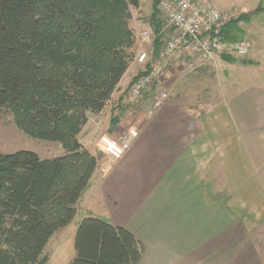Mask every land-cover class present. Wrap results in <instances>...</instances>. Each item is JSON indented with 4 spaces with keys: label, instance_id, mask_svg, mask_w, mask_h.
<instances>
[{
    "label": "trees",
    "instance_id": "trees-1",
    "mask_svg": "<svg viewBox=\"0 0 264 264\" xmlns=\"http://www.w3.org/2000/svg\"><path fill=\"white\" fill-rule=\"evenodd\" d=\"M137 6L138 0H0V111L26 135L63 150L47 158L23 148L0 152V264H44L48 239L73 219L96 167L80 132L134 54L130 8ZM151 8L158 31L154 2ZM245 18L228 22L223 39L241 40ZM73 248L67 264H137L143 250L125 227L95 216L80 220Z\"/></svg>",
    "mask_w": 264,
    "mask_h": 264
},
{
    "label": "crops",
    "instance_id": "crops-1",
    "mask_svg": "<svg viewBox=\"0 0 264 264\" xmlns=\"http://www.w3.org/2000/svg\"><path fill=\"white\" fill-rule=\"evenodd\" d=\"M230 8L248 13L242 39L252 45L246 63H233L255 66L225 78L234 80L231 91L226 84L212 96L183 101L169 96L155 107L153 97H147L132 115L119 114L122 93L142 69L135 61L112 92L120 90L114 105L108 99L80 132L83 141L94 132L95 119L114 137L129 127L137 129L119 159L100 150L90 178L98 185L106 220L141 242L137 264H264L257 245H264V0L221 10ZM222 187L226 200L216 196Z\"/></svg>",
    "mask_w": 264,
    "mask_h": 264
},
{
    "label": "built area",
    "instance_id": "built-area-1",
    "mask_svg": "<svg viewBox=\"0 0 264 264\" xmlns=\"http://www.w3.org/2000/svg\"><path fill=\"white\" fill-rule=\"evenodd\" d=\"M151 2H154V9L164 24L157 35L146 26L135 30L140 46L135 61L142 65V69L122 93L124 101L143 99L153 86L161 83L170 69L191 72L215 65L221 53L245 56L252 49L251 43L245 39L229 42L222 37L224 26L239 16L235 8L221 10L209 0ZM157 36L158 44L155 47ZM166 97V91H157L152 106H157ZM137 133L135 127L127 128L117 137L103 132L97 138L98 148L106 156L117 160L129 148Z\"/></svg>",
    "mask_w": 264,
    "mask_h": 264
},
{
    "label": "rangeland",
    "instance_id": "rangeland-1",
    "mask_svg": "<svg viewBox=\"0 0 264 264\" xmlns=\"http://www.w3.org/2000/svg\"><path fill=\"white\" fill-rule=\"evenodd\" d=\"M247 1L250 0H209L211 4H213L219 9H224L232 5H238L239 7L241 5H244ZM151 10V0H138V6L136 8H130V28L131 30L133 29V33L135 32V30H138L139 28L145 26L149 27L153 31L154 35H157L159 33L160 29L158 31H155L154 28H152V25L150 24ZM256 14L257 12H254L252 14L253 18L256 17ZM156 17V19L161 25V28L164 22L161 18H159L158 14H156ZM245 22L246 18L242 19L241 28L244 27ZM133 37L135 50L133 56L131 57L128 63V66L129 64L132 65L133 62H135V56L140 48L139 42L135 37V33ZM157 37L159 38V36ZM235 58L237 60H240L241 58H248V55L235 56ZM254 67L255 66L253 65L243 66L239 63L229 62L227 60L221 59L218 56L215 65L203 67L201 69L199 68V70L196 69L198 70L197 72L196 70L189 72L187 70H177L173 68L171 69L170 74L166 75L167 72L170 71H167L165 73L164 77L161 79V83L153 86L152 90L145 94L144 98L149 97L150 99L151 97H154L157 94V91L164 90L167 92L168 98L170 96V98L176 97L181 101H183V98H187V100H193L196 99V97H200V95L206 97L209 96L211 92L214 94L213 90H217V92H220L226 88V84L227 90L231 91L232 82L234 80L226 81L225 78L239 77L243 75V72L251 71ZM139 72L140 70L137 73ZM128 74L131 73L128 72ZM119 92L120 90L115 91L113 96L111 93L109 97L110 104L114 105L119 95ZM212 93L210 94V96L213 95ZM150 94L152 95L150 96ZM142 102L143 101L140 100H138L137 102L118 101L117 109L120 110L119 114L121 112H128L131 114L133 111L136 110V106H138V104H141ZM91 114L93 113H90L88 115V119ZM113 115H116V113L113 112ZM95 123L96 126L93 128L94 132H90L88 137H86L83 141L82 139H79V141L83 147L86 146L88 149H91L94 152L97 161V159L101 156V154H99L101 151L97 145V138L101 133H103L102 131H104V129L101 126L102 122L100 121V119H95ZM21 148L32 150L36 152L41 158L57 156L63 152V150H61V147L56 141L42 140L32 138L26 135L16 127L10 112L6 110L0 111V152H12ZM97 173L99 174L100 170H97ZM90 181V186L87 188V190H85V192H83V194H81L82 197L80 196L81 199L79 200L78 205L76 206V213L73 219L65 227L55 231L48 239L42 251V256L46 257V261L44 264H67L72 259V257L74 256V234L80 220L83 217L95 216L103 219H108L104 207L99 202L97 194L98 191L96 190V188L98 189V185L95 180L91 179ZM215 186L217 185H214L213 187ZM220 189V192H217L216 196L220 199L226 200V198H228L227 190H225L224 187ZM205 195L207 197H211V193L210 195H208L207 189H205ZM229 209L234 213L233 208L230 207ZM235 211L237 213H245L239 208H236ZM257 245L259 249L262 248L261 250L264 254L263 242L258 241Z\"/></svg>",
    "mask_w": 264,
    "mask_h": 264
},
{
    "label": "water",
    "instance_id": "water-1",
    "mask_svg": "<svg viewBox=\"0 0 264 264\" xmlns=\"http://www.w3.org/2000/svg\"><path fill=\"white\" fill-rule=\"evenodd\" d=\"M246 15H248V13Z\"/></svg>",
    "mask_w": 264,
    "mask_h": 264
}]
</instances>
